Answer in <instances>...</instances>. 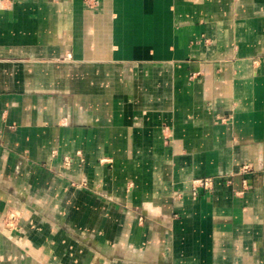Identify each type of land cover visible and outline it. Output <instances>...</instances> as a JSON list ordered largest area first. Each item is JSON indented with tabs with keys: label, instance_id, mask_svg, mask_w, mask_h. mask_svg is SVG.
I'll return each instance as SVG.
<instances>
[{
	"label": "crops",
	"instance_id": "0c3cea01",
	"mask_svg": "<svg viewBox=\"0 0 264 264\" xmlns=\"http://www.w3.org/2000/svg\"><path fill=\"white\" fill-rule=\"evenodd\" d=\"M0 264H264V0H0Z\"/></svg>",
	"mask_w": 264,
	"mask_h": 264
},
{
	"label": "built area",
	"instance_id": "2783aa9c",
	"mask_svg": "<svg viewBox=\"0 0 264 264\" xmlns=\"http://www.w3.org/2000/svg\"><path fill=\"white\" fill-rule=\"evenodd\" d=\"M199 183L202 187H205V188L209 186L208 180H202V181H199Z\"/></svg>",
	"mask_w": 264,
	"mask_h": 264
}]
</instances>
